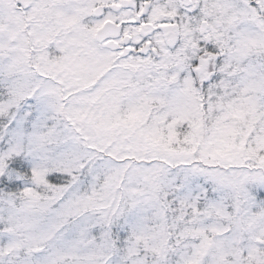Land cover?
I'll return each mask as SVG.
<instances>
[{"label": "snow or ice", "instance_id": "6c2138e0", "mask_svg": "<svg viewBox=\"0 0 264 264\" xmlns=\"http://www.w3.org/2000/svg\"><path fill=\"white\" fill-rule=\"evenodd\" d=\"M0 264H264V0H0Z\"/></svg>", "mask_w": 264, "mask_h": 264}]
</instances>
